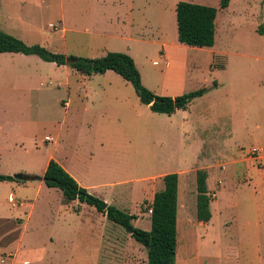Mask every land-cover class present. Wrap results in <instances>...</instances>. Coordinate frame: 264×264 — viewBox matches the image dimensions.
Segmentation results:
<instances>
[{
    "label": "rangeland",
    "instance_id": "374dc122",
    "mask_svg": "<svg viewBox=\"0 0 264 264\" xmlns=\"http://www.w3.org/2000/svg\"><path fill=\"white\" fill-rule=\"evenodd\" d=\"M178 2L218 10L213 49L178 43ZM0 32L67 57L125 53L134 60L143 86L157 96L207 89L187 111L169 119L142 105L120 76L96 75L91 87L99 95L90 99L85 115H78L93 130L73 131L68 127L73 114L61 102L75 100L87 79L36 56L1 53L0 142L21 137L35 145L25 155L5 151L0 169L13 176L30 164L40 176L48 153L66 158L90 182L103 175L135 179L184 166L178 181L175 264H264V0H230L225 10L219 9V0H0ZM182 127L185 136L179 134ZM46 136L57 137L56 143L45 141ZM201 168L212 177L208 191L214 206L207 223L196 219L194 174ZM158 177L143 188L145 195L132 214L138 229H150L148 200L160 191ZM38 183L0 184V226L7 219L19 225L17 218L30 213L19 245L27 253L39 250L35 254L44 259L30 264H147L146 250L120 226L106 225L111 240L99 245L86 231L74 242L49 243L50 225L41 213L57 204V196L38 190ZM8 227L5 223L7 233L12 231ZM2 248L0 264H18Z\"/></svg>",
    "mask_w": 264,
    "mask_h": 264
},
{
    "label": "trees",
    "instance_id": "16d2710c",
    "mask_svg": "<svg viewBox=\"0 0 264 264\" xmlns=\"http://www.w3.org/2000/svg\"><path fill=\"white\" fill-rule=\"evenodd\" d=\"M230 0H219V9L225 10ZM218 10L199 4L178 2L175 6L177 41L181 45L196 48H212L215 44V19ZM0 53H16L24 56H36L46 63L57 66H69L77 73L92 77L112 71L130 83L141 104L157 114L173 115L176 111H185L190 103L207 93L206 88L184 93L179 96H157L143 86L141 75L132 57L125 53L107 52L100 58L67 57L53 53L39 45L27 46L22 41L0 32ZM68 59L70 61H68ZM217 87V82L213 81ZM42 181L48 188L61 191L65 201L78 200L93 207L107 220L120 226L130 237L147 252V264H175L177 252V191L178 174L163 176V189L154 193L148 205L150 211V230L136 228L132 221L135 216L125 213L115 206L89 194L54 160L47 163L43 175L32 176ZM207 172L198 169L195 172L196 219L207 223L211 219V195L207 189ZM0 182H20L12 176L0 175Z\"/></svg>",
    "mask_w": 264,
    "mask_h": 264
},
{
    "label": "crops",
    "instance_id": "0c3cea01",
    "mask_svg": "<svg viewBox=\"0 0 264 264\" xmlns=\"http://www.w3.org/2000/svg\"><path fill=\"white\" fill-rule=\"evenodd\" d=\"M175 29H176V19H175ZM176 34H177V31H176ZM213 48L214 47H212V49ZM106 53H103V54L105 55ZM166 53L167 52H165V55H164L165 58H167ZM14 54H16V53H14ZM166 61L168 62V60H166ZM156 63H157V61L153 62L154 65ZM49 64H53V63H49ZM168 64L170 65L169 62L167 63V65ZM53 65H55V64H53ZM55 67H56V69H60L61 71H63V72L65 71L66 73H69V70H74L72 68H69V66H57V65H55ZM108 72H112V71H107L106 73H108ZM94 76H96V75H94ZM92 77H90V78L85 77L87 79V82L84 85L83 92L80 93L79 95H77L75 100H73L72 98H68L66 101L61 102L63 105V108L66 110V113L73 114V117H70L71 118L70 119L71 124L68 125V127L71 128V130H73V131L79 130V129H85L88 131L93 130L92 123L87 122L83 118H82V120L81 119L79 120V117H78V115H80L82 113H83L82 115H85L88 112V109H89L88 105L90 103V99L99 93L98 89H92V87H91V85L94 83V80L91 79ZM83 80H85V79H83ZM86 86L88 88H86ZM101 86L102 85H100V84L97 85V87H101ZM108 86H110V84ZM58 87H59V85L56 86V88H58ZM213 88H218V86L213 87ZM102 92H104V91H102ZM196 99H198V98H196ZM72 105H74V107L76 106V108L72 109L71 108ZM187 110H185V111H187ZM179 111H182V110L176 111L171 116H167V115L166 116L169 117V119H170V117L175 116L176 113ZM155 114H157V113H155ZM162 115H165V114H162ZM87 118L90 119V115ZM65 119L67 121L68 117H65ZM65 124H66V122H65ZM209 124H210V122L208 123V126H209ZM56 126L57 125H54V127H56ZM208 126L206 128H208ZM56 129L58 131L60 129V127L58 126V128H56ZM205 132H208V130H206ZM179 134H181L182 136L186 135V131H185V129H183V127H182V130ZM214 138H215V135H212L210 140L213 141ZM52 139H53V141H52ZM45 141H51V142L56 143L57 137L52 138L50 136H46ZM183 141H184V139H183ZM206 141L207 140H205V137H203L202 141H201V147L202 148L204 147V145H206ZM33 145H35V144H31L29 139H26V138L18 137V138H16V140H13L12 138H9V137L5 138L4 137V139H2L0 142V162H2L4 157H5V151H20V152H24V155H25V154H28V152H30V151H34L32 148ZM50 159L54 160L58 165H60L78 183V185L82 188L84 187L89 194L103 200L108 205L115 206L116 208H118L121 211L123 210V212L127 211L128 214H130V215L136 213L137 204L139 201H141V199L145 195L143 193V188L146 187L148 184L152 185V182H153L152 178L154 176L159 175L158 178L160 180V190H162L163 189L162 178L164 175L169 174V173H177L178 174V181H179V179L181 177L180 174L186 173V171H185L186 167L183 166V167L176 169V170L172 169L175 172H173L171 169H167L166 171L161 172V173H152V174H149L147 176L137 177L135 179H122V178H116L113 176L103 175V176H100L98 178H95L94 180H96V182H90L88 176L87 177L83 176L82 173H78L76 170H74L73 168L68 166L65 162L66 158H63L60 156L55 157L54 153H48L46 160H45V163L43 165V173H44L46 166H47V163ZM4 164H5V162H4ZM24 165L25 166H22L20 169H17V171L15 173L19 172V173H22V174H25L28 176H37L32 165H30V164H24ZM180 169H181V171H180ZM201 169L206 170V172H207V181L206 182H208L207 189L209 190L211 182H212V177L208 173L207 168H201ZM11 172L12 171L6 172L5 168H3V167L0 169V174L2 173L4 175L11 176L12 174H14ZM43 173H42V175H43ZM42 175H40V177ZM29 182H33V181L20 182V183H21V185H26ZM38 182L39 183L36 186V187H38V190H43L47 194H55L57 196V204L54 207H51L52 205H47V207H45L41 213V220L43 222H47L50 225L51 232L46 235V240L49 243L54 242V241H62V242L77 241L78 237L80 236V232H82V231H86V234L89 237L94 238V240H96V242H95L96 245L101 244L102 241H110L111 240V235H109L105 232V227L107 225L111 229L115 230V229H117L118 225L107 220L103 214L97 212L93 207H91L87 204H84V203H80L78 200L65 201L63 199V196H62V193L60 190H58L56 188H48L45 186V184L42 181H38ZM3 183H7V182H0V184H3ZM233 185H235L234 175H233ZM224 190L225 189H222L221 191H224ZM195 191H196V185H195ZM195 193L197 195V192H195ZM153 196H154V193H151V197L148 200L149 204L152 202ZM126 197L128 199H130L128 202H124ZM177 200L179 201V189H178V199ZM213 206H214V204H213ZM213 206H212V204H210V209ZM131 208H132V211H131ZM133 209H134V211H133ZM178 209H179V207L177 206V216H178ZM148 212H149V215L147 214V221H148V219H150V211H148ZM211 217H212V215H211ZM30 218H31L30 213H25L24 218H17L18 220H21V223L19 225H15L13 223V221H15L16 219H7V220L3 221L2 223H4V224H1V226H0V245L3 246L2 249L4 252H5V249L9 250L8 254H7L8 259L13 260L14 263L30 264V262L38 263V262L44 261L42 255H36L35 254V253L39 254V252H40L39 250L29 251V252H34V254H31V253H27V251H25V250H22L20 245H19L21 242L22 236L24 234V230L27 229V224H28ZM135 220H133L132 223L134 225H137V221L134 222ZM96 222H97L98 227L93 226V224H95ZM5 223L7 226L12 228L11 232L7 233V230L5 229ZM200 223H202V222H200ZM177 225H178V219H177ZM14 240H17V244L13 247V245H9V244ZM146 254H147V252H146ZM3 255L5 256V253H3ZM2 259H5V258H2ZM1 261L3 262V260H1Z\"/></svg>",
    "mask_w": 264,
    "mask_h": 264
},
{
    "label": "water",
    "instance_id": "95a60500",
    "mask_svg": "<svg viewBox=\"0 0 264 264\" xmlns=\"http://www.w3.org/2000/svg\"><path fill=\"white\" fill-rule=\"evenodd\" d=\"M68 61H70V60L68 59ZM12 177H13V179L18 180L20 182L35 181L34 177L28 176V175H23V174H15Z\"/></svg>",
    "mask_w": 264,
    "mask_h": 264
}]
</instances>
